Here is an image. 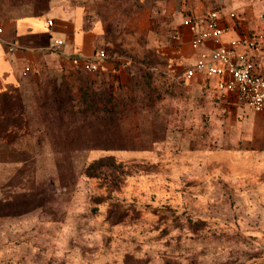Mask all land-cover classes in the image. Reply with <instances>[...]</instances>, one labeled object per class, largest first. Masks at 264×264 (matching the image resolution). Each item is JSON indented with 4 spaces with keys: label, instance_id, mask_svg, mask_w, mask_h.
Masks as SVG:
<instances>
[{
    "label": "rangeland",
    "instance_id": "1",
    "mask_svg": "<svg viewBox=\"0 0 264 264\" xmlns=\"http://www.w3.org/2000/svg\"><path fill=\"white\" fill-rule=\"evenodd\" d=\"M75 2L100 25L101 63L124 73L48 70L31 110L7 100L0 128L25 163L1 172L0 264H264V161L227 143L161 34L129 28L137 1Z\"/></svg>",
    "mask_w": 264,
    "mask_h": 264
},
{
    "label": "crops",
    "instance_id": "2",
    "mask_svg": "<svg viewBox=\"0 0 264 264\" xmlns=\"http://www.w3.org/2000/svg\"><path fill=\"white\" fill-rule=\"evenodd\" d=\"M7 1L0 0V115L3 112L7 115L5 104L14 94H19L26 108L31 110L45 71L73 70L71 59L76 53L83 59L94 57L101 32L99 23L90 24L84 16L83 6L76 4L75 0H49L48 8L41 13L29 6L10 8ZM128 1H137L142 6L130 14L129 28L134 32L145 28L146 32L161 34L160 44L174 77L184 79L185 85L196 96L209 101L214 112L212 118L223 117L219 124L227 143L239 145L247 155H256L264 161V113L238 103L233 96L219 99L217 93L208 87L211 82L201 77L187 79L185 76L198 53L211 51L215 45L207 41L199 51L194 50L192 33L182 22L186 16L200 19L212 10L204 9L200 0ZM254 1V8L248 6L245 13L234 11L241 19L239 24L229 17L223 20V26H231L222 37L223 44L264 26V0ZM221 11L229 13L233 10ZM140 21H147L146 25H139ZM175 31L180 34L178 40L172 37ZM250 53L257 71L264 74V49ZM102 70L108 75L113 71L118 77L124 73L109 63H102ZM20 146L0 132V177L1 172L10 173L25 163L24 150ZM28 219L24 216L18 221L25 225Z\"/></svg>",
    "mask_w": 264,
    "mask_h": 264
},
{
    "label": "built area",
    "instance_id": "3",
    "mask_svg": "<svg viewBox=\"0 0 264 264\" xmlns=\"http://www.w3.org/2000/svg\"><path fill=\"white\" fill-rule=\"evenodd\" d=\"M235 22L241 21L239 15L232 11L224 13L212 10L202 18L186 16L182 25L192 33L191 46L199 51L207 41H211L215 48L211 51L201 50L186 71V78L201 77L212 84L208 87L215 91L219 99L235 97L238 103L264 113V74L259 73L250 52L264 49V26L257 27L229 44L222 43V37L231 28L222 25L225 18ZM52 24V21H49ZM174 40L180 39L175 31ZM102 53L96 52L94 57L83 59L80 54L73 55V66L79 70H96L102 66Z\"/></svg>",
    "mask_w": 264,
    "mask_h": 264
},
{
    "label": "trees",
    "instance_id": "4",
    "mask_svg": "<svg viewBox=\"0 0 264 264\" xmlns=\"http://www.w3.org/2000/svg\"><path fill=\"white\" fill-rule=\"evenodd\" d=\"M0 132H2V134H3V130H2V128H0ZM5 137V136H4Z\"/></svg>",
    "mask_w": 264,
    "mask_h": 264
}]
</instances>
